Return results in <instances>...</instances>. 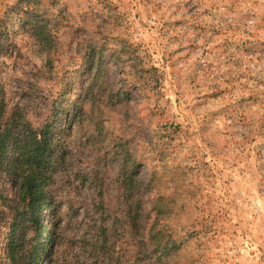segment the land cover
Wrapping results in <instances>:
<instances>
[{
    "label": "rangeland",
    "instance_id": "obj_1",
    "mask_svg": "<svg viewBox=\"0 0 264 264\" xmlns=\"http://www.w3.org/2000/svg\"><path fill=\"white\" fill-rule=\"evenodd\" d=\"M0 99L60 147L45 264L138 263L127 153L179 262L264 264V0H0ZM16 196L0 178V264Z\"/></svg>",
    "mask_w": 264,
    "mask_h": 264
},
{
    "label": "trees",
    "instance_id": "obj_2",
    "mask_svg": "<svg viewBox=\"0 0 264 264\" xmlns=\"http://www.w3.org/2000/svg\"><path fill=\"white\" fill-rule=\"evenodd\" d=\"M5 113L7 110L0 99V178H5L17 189L8 226L10 264H45L46 248L41 241L43 238L49 241L52 235L46 215H53L49 187L53 179V159L60 147L52 133V124L45 123L35 129L20 123L12 115L5 116ZM70 124L71 119H68L67 126ZM122 162V221L126 233L139 238L135 256L137 264H182L177 255L178 242L172 240V236L165 233L166 226L159 223L161 218L170 215V206L164 203V198H157L144 215L141 207L143 194L134 188L132 173L135 163L130 161L128 153ZM145 187L144 193L152 189L151 181ZM147 219L151 222L140 228L141 220L146 222Z\"/></svg>",
    "mask_w": 264,
    "mask_h": 264
}]
</instances>
